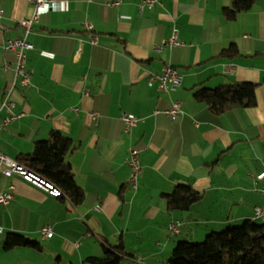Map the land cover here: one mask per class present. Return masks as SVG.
I'll list each match as a JSON object with an SVG mask.
<instances>
[{
  "label": "crops",
  "instance_id": "crops-1",
  "mask_svg": "<svg viewBox=\"0 0 264 264\" xmlns=\"http://www.w3.org/2000/svg\"><path fill=\"white\" fill-rule=\"evenodd\" d=\"M58 1L61 8L42 15L26 34L20 22L33 15L32 0H0L7 27L0 30V99L15 84L12 114H25L1 131L0 152L17 161L52 131L62 132L73 142L68 162L86 198L75 205L0 173V193L14 194L9 205L0 204V264H29L25 256L33 255L26 247L5 251L9 233L51 241V250L39 252L57 254L53 264H85L102 244L116 241L125 245L124 264H164L178 241L255 221L264 207V183H256L264 171V0L232 22L223 14L232 0H160L142 13V0L117 7L107 6L113 0ZM174 28L182 47L167 45ZM9 38L31 46L29 89L19 86L15 55L5 50ZM233 44L240 55L222 56ZM168 64L182 84L163 92L149 80ZM233 83L256 84L257 105L214 119L194 98L197 89ZM174 101L184 115L163 113ZM9 114L0 107V123ZM124 114L140 119L131 133ZM133 146L143 165L136 189L129 184ZM178 185L201 195L187 211L167 210L162 197ZM176 220L183 223L179 234L169 230ZM45 226L54 232L50 239L41 236ZM144 239L153 242L144 245Z\"/></svg>",
  "mask_w": 264,
  "mask_h": 264
},
{
  "label": "trees",
  "instance_id": "trees-1",
  "mask_svg": "<svg viewBox=\"0 0 264 264\" xmlns=\"http://www.w3.org/2000/svg\"><path fill=\"white\" fill-rule=\"evenodd\" d=\"M254 4L255 0H232L231 5L224 8L223 14L232 22L240 14L250 11ZM221 55L234 58L240 52L233 44ZM194 98L207 106L211 118L217 119L233 110L255 107L256 84L233 83L214 89L200 88L195 90ZM73 150L74 145L69 137L60 131H52L49 139L37 141L33 152L21 155L17 161L54 184L62 191V197H68L73 204L81 205L86 194L77 183L68 162ZM162 197L169 211H187L201 199L199 192L185 185H178L173 193ZM17 247L42 251L39 241L9 233L4 244L5 251ZM102 247L103 255L88 257L85 264H124L127 251L123 242L117 245L102 244ZM166 264H264V221L247 220L222 232H211L201 243L182 240L178 242Z\"/></svg>",
  "mask_w": 264,
  "mask_h": 264
},
{
  "label": "built area",
  "instance_id": "built-area-1",
  "mask_svg": "<svg viewBox=\"0 0 264 264\" xmlns=\"http://www.w3.org/2000/svg\"><path fill=\"white\" fill-rule=\"evenodd\" d=\"M34 5V13L33 15L20 22V25L26 30V34L31 33L34 30V23L39 20V18L47 14L53 10L60 9L61 3L58 0H32ZM121 3V0H113L108 1V7H117ZM160 3V0H142L138 5V10L140 13L144 11L145 8H152L156 4ZM5 11L0 9V30H7V27L3 25L2 19L4 17ZM97 41L96 38L93 39V43L95 44ZM167 45L170 48L182 47L184 43L179 40L178 30L173 29L171 36L167 41ZM31 46L27 42L25 38H9L5 42V50L9 53L15 55L16 59V72L20 76L19 86L22 89H29L32 86L31 76L32 70L27 67V55L26 51L30 49ZM5 68H8L6 66ZM150 85L156 84L158 89L163 92L175 91L182 84V75L179 70L171 64L166 65L162 72L159 74L152 75L149 80ZM15 88V84L12 85L7 93L4 95L2 99H0V107L1 109H8L10 114L3 118L0 123V133L4 127L8 126L13 120L19 119L24 116V113H20L18 115L12 114V110L15 108L16 103L12 99L13 91ZM161 111L157 110L156 113H160ZM164 114L176 118L179 115H184V112L181 109V102L174 101L172 108L163 111ZM92 118L98 121V113H92ZM122 120L125 124V132L131 133L132 128L135 127L140 121L134 115L124 114L122 116ZM129 167H130V176H129V184L131 188L136 189L139 183V176L142 172L143 165L141 161V151L138 147L133 146L130 149L129 153ZM0 173H2L6 177H12L13 175H18L22 177L25 181H28L45 191L52 197L55 196H63L62 192H54L52 186L49 185V181L45 180L38 174L30 171L27 167L16 161L15 159H11L2 152H0ZM263 182L264 183V171L261 172L256 177V183ZM264 193V187L262 189ZM14 199L13 192H2L0 193V204L1 205H9L11 201ZM255 218L258 220H264V207L257 208L255 212ZM183 223L180 220H176L169 224V230L173 234H179L181 231ZM2 228L0 227V232H2ZM41 236L44 239H50L54 236V232L51 227L45 226L41 229Z\"/></svg>",
  "mask_w": 264,
  "mask_h": 264
},
{
  "label": "rangeland",
  "instance_id": "rangeland-1",
  "mask_svg": "<svg viewBox=\"0 0 264 264\" xmlns=\"http://www.w3.org/2000/svg\"><path fill=\"white\" fill-rule=\"evenodd\" d=\"M259 222H262L261 220H259ZM225 229H223L222 231H224ZM222 231H218V232H222ZM210 234V233H209ZM208 235V234H207ZM207 235H205V237L203 238V239H201V240H195L194 242L195 243H201V242H204V240L206 239V236ZM32 240H34V239H32ZM36 240H39V242L42 244V246L46 249V251H49V250H51L50 249V245L52 244L51 243V241H47V242H45V241H40V239H36ZM92 242H95V244H97L98 246H101V244H99V242L97 243L96 242V240L94 241H92ZM128 242V245L130 246L131 244H135L137 241H130V240H128L127 241ZM153 241L152 240H150V239H144V240H142L141 241V243L142 244H144V245H147V244H150V243H152ZM178 242H180V241H178ZM178 242L176 243V245L178 244ZM56 243H57V241H56ZM117 243H119V241H116V242H114L113 244H117ZM176 245H175V247H176ZM174 247V248H175ZM145 248H148V246H144V248L143 249H145ZM174 248H173V250L171 251V253H170V255H169V257H167V259L168 258H170L172 255H173V251H174ZM30 251H32V253H33V255L32 256H30V258L29 257H27V256H25V260L29 263V264H53V263H55V261H56V258H57V254L55 255L53 252L52 253H50V255H52L51 257L50 256H47V255H45V254H41L39 251H37V250H34V249H32L31 250V248L29 249ZM28 251V250H27ZM136 251L137 252H139V250L138 249H136ZM101 256L103 255V251H100V253H99ZM77 255H78V253H77ZM100 255H96V256H100ZM141 256V255H140ZM50 258V259H49ZM69 255L67 254V255H64V260L65 261H67V260H69ZM167 259H166V261H167ZM52 261V262H51ZM166 261H165V263L164 264H166ZM64 264H67L66 262H64ZM86 264H88V263H86Z\"/></svg>",
  "mask_w": 264,
  "mask_h": 264
},
{
  "label": "bare ground",
  "instance_id": "bare-ground-1",
  "mask_svg": "<svg viewBox=\"0 0 264 264\" xmlns=\"http://www.w3.org/2000/svg\"><path fill=\"white\" fill-rule=\"evenodd\" d=\"M49 185L52 186V189L54 190V192H62L59 188H57L54 184H52L51 182H49ZM62 196H55V198H60ZM255 218V217H254ZM255 220H258L257 218H255ZM264 221V220H261ZM43 238V237H42ZM44 239V238H43Z\"/></svg>",
  "mask_w": 264,
  "mask_h": 264
}]
</instances>
